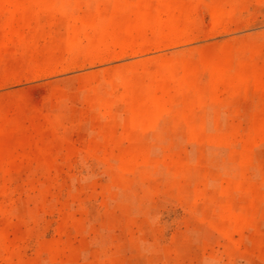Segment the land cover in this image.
<instances>
[{"label": "rangeland", "instance_id": "obj_1", "mask_svg": "<svg viewBox=\"0 0 264 264\" xmlns=\"http://www.w3.org/2000/svg\"><path fill=\"white\" fill-rule=\"evenodd\" d=\"M0 264H264V0H0Z\"/></svg>", "mask_w": 264, "mask_h": 264}, {"label": "bare ground", "instance_id": "obj_2", "mask_svg": "<svg viewBox=\"0 0 264 264\" xmlns=\"http://www.w3.org/2000/svg\"><path fill=\"white\" fill-rule=\"evenodd\" d=\"M220 126V125H219ZM224 130V129H223Z\"/></svg>", "mask_w": 264, "mask_h": 264}]
</instances>
